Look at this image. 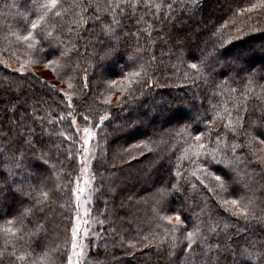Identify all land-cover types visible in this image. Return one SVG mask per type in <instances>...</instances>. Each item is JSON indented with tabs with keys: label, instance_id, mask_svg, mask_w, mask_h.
Here are the masks:
<instances>
[{
	"label": "trees",
	"instance_id": "obj_1",
	"mask_svg": "<svg viewBox=\"0 0 264 264\" xmlns=\"http://www.w3.org/2000/svg\"><path fill=\"white\" fill-rule=\"evenodd\" d=\"M161 2L173 5V10L163 16L156 8H151V13L157 17L155 23L152 22L153 15L144 9L136 13L135 20L123 22L127 27L121 26L120 31L114 29L115 36L102 35L99 28L95 30V36L82 33L83 39L75 46V54L70 52V59L60 62L70 67L67 71H58L30 56L24 46L16 47L12 43L15 37L7 36L9 31H20L25 11L32 15L27 7L31 0H0V137H3L0 139V153H3L0 156V184L5 179L17 181L12 193L0 196V252L4 253L0 264H9L7 255L14 250L12 243H5L6 229L13 227L5 221L12 220L18 212L31 209L41 190L52 194L43 206L46 210L42 220L47 222L46 229L31 238L25 235L15 246V255L20 257L27 253L25 264H60L62 254L65 257V233L70 230L69 220L75 212L74 196L66 185L71 179L74 186L79 173L77 162L67 159L70 144L74 145L73 152L79 148L81 153L78 132L67 114L69 111L77 114L76 125L94 128L95 125H86L79 115L85 109L92 113L96 124L100 122V115L111 113L110 118L96 128L99 147H96L95 163H91L90 171L96 176V181L92 180V189H100L99 181L102 180L103 191L95 195L91 189V200L89 206L87 204L92 225L86 239L87 264H194L193 255L183 251L186 245L170 249L163 229L158 230L152 212L158 199L156 193L163 185L171 187L170 166L181 175L189 174L185 169L190 168L188 157L192 155L189 149L192 141L185 143L186 134L178 135L184 125L190 124L192 129L207 136L209 130L205 123L219 113L220 127L212 130L216 134L211 135V141L219 140L221 147L225 142L243 145L246 143L243 134L233 139L224 134L223 125L229 112L235 116L236 107L247 102L248 123L252 125L247 131L258 134L257 123L260 124L259 131H264V122L258 121L264 112V12L257 8L251 13H240L241 9L259 4L260 0H196L195 4L192 0H150L152 5ZM164 11L168 12V9ZM140 17H144V22L137 24ZM129 32L131 37L126 40L123 34ZM68 39L65 35L64 40ZM177 42L182 45L180 49L173 46ZM13 52L15 57L11 55ZM202 52L217 73L215 79L220 87L215 90L205 89L203 79L187 67L189 62H196L193 58L200 57ZM178 53L186 54L183 63ZM208 53L213 54L216 63ZM151 57H155L148 69L153 81L151 88L137 86L130 95L125 92L117 103L116 97L128 87V80L123 77L138 72L139 66ZM233 60H236V66L246 69L239 76L226 63ZM21 64H26V71L7 67ZM85 73L90 89L83 87ZM250 73L253 75L249 78ZM129 79L136 78L129 76ZM110 81H116L115 85ZM69 84L76 87L71 93L74 97L71 109L62 96V91H69ZM231 89L238 91L232 93ZM97 93H100L99 100L94 102ZM202 95L208 97L203 100V106ZM105 98L111 99L112 103L101 107ZM194 99L195 104L192 103ZM13 103L22 105L15 116ZM25 108L27 119H24ZM61 116L64 117L62 121L58 119ZM16 120L21 121L19 126L13 123ZM53 120L55 124L48 123ZM146 123L150 126L141 131ZM61 132L74 139L65 141ZM20 135L24 137L21 141L23 160L17 171L16 161L9 162L7 158L18 145L13 144L7 151L5 145L19 139ZM201 143L216 147L208 139ZM256 147L261 146L257 144ZM21 152L16 155L20 156ZM219 155L232 159L230 152ZM192 159H195L194 155ZM221 167L223 165L214 164L212 170L219 174ZM10 170L14 175H10ZM191 171H195V167ZM232 171L238 177L232 185L234 194L225 196L209 192L193 179L195 187L189 185L181 195H172L169 208L173 211L182 209L189 222L194 214L203 210L201 219L209 221L211 217L210 222L219 226L221 239L239 232L242 241L264 243V220L257 219L264 217V165L257 166L249 150L244 148L237 154ZM206 183L209 187L215 186L210 180ZM20 184L25 192L32 190L31 198L15 192ZM241 197L245 198V203L249 199L252 201L248 221L232 215L231 212L236 211L233 206L228 205L231 211H225L221 206V199ZM36 218L28 217L33 221ZM99 221L104 222L103 230ZM28 227L32 229L33 226L29 224ZM16 264H19L18 260Z\"/></svg>",
	"mask_w": 264,
	"mask_h": 264
},
{
	"label": "snow or ice",
	"instance_id": "obj_2",
	"mask_svg": "<svg viewBox=\"0 0 264 264\" xmlns=\"http://www.w3.org/2000/svg\"><path fill=\"white\" fill-rule=\"evenodd\" d=\"M192 3L195 4L196 0H192ZM27 7L32 11V15H29L28 11H25L23 14L24 23L21 25L20 31H9L7 36L15 37V41L12 43L16 47L24 46L25 52L30 56L44 62L45 66L55 67L58 71H67L70 67L69 65L60 62L70 59V52L75 54V46L80 43L81 39H83V36L81 35L82 33H86L89 37L95 36V30L99 28L100 34H111L115 36L114 29L120 31L121 26L127 27L123 22L125 20H128L129 22L135 20L138 11L148 9L149 15H153L150 10L154 7L159 14L167 16L173 10V5L171 4L161 2L152 5L150 0H43V2H40V0H31V4L27 5ZM181 7L183 8L185 6L182 5ZM165 8L168 9V12L164 11ZM257 8L264 12V0H260L259 4L253 3L250 7L241 9L240 13H251ZM33 15L35 16L34 19L32 18ZM28 21H30V23H28ZM53 21H59L60 23L56 24L53 23ZM105 21H107V23H105ZM156 21L157 17L153 15L152 22L155 23ZM142 22H144V17H140V19L137 20V24ZM140 34V30L138 29L137 35L139 36ZM65 35L69 37L67 41L64 40ZM123 35L126 40L131 37L130 32ZM173 46L176 49L182 47L179 42L175 43ZM100 47H103V44H101ZM146 54L147 53L145 52V55ZM11 55L12 57H15L16 53L13 52ZM177 55L181 63H183L186 54L178 53ZM208 57L212 58L213 63L217 62L212 53H208ZM154 60L155 57H151L150 61L144 62L139 66L140 70L138 72H132L129 74V76L135 77V80L129 79V76L123 77L128 80V87L127 89L122 90L121 96L116 97L117 103L121 101L125 92L130 95L136 90L137 86L141 89L151 88L153 81L148 73V69L151 66V62ZM193 60L196 62H189L187 67L194 71L199 78L203 79L205 89L215 90L219 88L220 85L215 79L217 73L213 70L212 64L208 62L204 53L202 52L200 57H195ZM0 63H2V61H0ZM226 63L233 69V71H235L237 76H239L241 72L246 71V69L236 66V60ZM125 67H127V65H125ZM20 70H26V64H22ZM154 74L155 73H152V75ZM219 74L223 75L221 73ZM251 75H253V73L249 74V78ZM70 79H72V77H70ZM88 80L89 77L87 76V73H85V83L83 87L90 89ZM110 83L115 85L116 81H110ZM97 87H99V85H97ZM75 91L76 87L72 84H69V91H62L63 100L67 102L69 109L73 107L74 97L71 93H74ZM105 91H110V89H105ZM230 91L235 93L238 89H231ZM99 96L100 93H97L96 97H94V102L99 100ZM207 98V96L202 95L201 106H203V100ZM111 103V99L105 98L101 107L110 105ZM192 103L195 104V99ZM246 105L247 102H245L244 105L236 107L237 114L235 116L229 112L228 120L223 125L224 134L230 135L233 139L243 134V137L246 138V143L243 145L235 142L229 145L225 142L221 147V142L219 140L215 142L211 141V135L216 134L212 130L220 127L218 121L219 113L213 117L212 121L205 123V127L209 130L207 136L202 131L192 129L190 124L184 125L180 129L178 135L186 134L185 143L192 141V144L189 145V149L192 150V155L195 156L194 160L192 159V155L188 157L191 164L190 168L185 169V171L189 174L181 175L180 171H176L170 166L169 174L171 180L169 183L171 184V187L163 185L156 193L158 199L156 200L152 212L153 220L158 223V230L160 228L163 229L165 237H168L167 243L170 249L175 250L181 245H186V247H183V251L185 254L191 253L193 255L194 264H264V243L257 244L256 242L248 240L242 241L240 239L241 233L239 232L233 235H228L226 239H221L218 224L211 223V217H209V221L201 219L203 216V210L198 215L194 214V218L189 222V217L185 215L182 209L173 211L169 208V201L172 195H181L183 189L187 188L189 185L195 187L192 183L193 179L198 180L199 184L206 187L209 192H216L218 195L223 193L225 196L234 194L235 189L232 185L237 182L238 177L235 172L232 171L233 164L236 161L237 154L242 152L244 148L249 150L250 155L256 160L257 166L264 165V131H259V123L256 124L258 134L254 135L251 131H247L252 125L248 123V109ZM21 106L22 105L16 103L12 104L14 116L16 115V110ZM205 111L207 112V109ZM213 111H215V107L213 108ZM67 115L71 119L72 125L76 126L77 114L69 111ZM79 115H82L83 121L86 125L92 124L98 129L103 122L110 118L111 113L106 112L105 114L100 115V124L95 123V119L88 109H85V112L79 113ZM27 116V108H25L24 119H27ZM58 119L62 121L64 117L61 116ZM258 121L264 122V112L258 117ZM13 123L19 126L21 121L16 120L13 121ZM32 123L35 125L36 120L33 119ZM48 123L55 124L56 121H48ZM189 129H191V131H188ZM77 132H79L78 127ZM192 132H196V135L193 136ZM9 134H11V130H9ZM28 134H32L31 130L28 131ZM83 134L80 145V147L83 148V154L80 153L79 148L73 152L74 145L70 144L67 159L70 161H76L78 165H84L81 171L86 173L89 171V160L87 157L92 154L93 151L89 147V143L91 139L98 136L99 133L93 132L90 127H84ZM60 135L65 141L74 139V137H69L64 132H61ZM0 139H3V137H0ZM23 139V135H20L19 139L11 140L5 145V151H7L13 144L18 145V147L12 149L10 157L7 158L9 162L16 161L15 169L17 171L20 170L23 160V154L21 152V149L24 147L21 143ZM205 139H208L210 143H215L216 147H209L208 144L201 143V141ZM28 143L31 145V141ZM257 144L261 147L257 148ZM141 145H143V142H141ZM139 146L140 145L136 147ZM97 147H99V145H97ZM17 152H21V155L17 156ZM221 152H230L232 159H225L224 156L219 155ZM0 156H3V153H0ZM44 162L47 163V161ZM92 163H95V158ZM214 164L223 165L219 170V174L217 171L212 170ZM69 166L71 167V165ZM192 167H195V171H191ZM10 175H14L11 170ZM92 180L94 182L96 181L95 174H93ZM209 180L215 185L214 187L208 186L206 181ZM99 183H101L100 189H95L94 187L92 189L95 195H99L100 192L103 191V181L101 180ZM16 184L17 181L15 179H5V182L0 184V196L5 195V193H12L13 185ZM46 186L47 185L45 184L44 187ZM66 187L76 198V205L74 207L77 215L71 217L69 220L71 228L70 230H66L64 241L65 246L63 249L66 258L62 254L60 264H87L84 251L86 245L84 241L88 238L89 233L85 231L82 235L79 230V200L81 198L79 194L84 192V188L80 187L78 182L76 186L73 187L71 179H69V183ZM31 191L32 190L25 192L23 184H20L15 189V192L25 198H31ZM51 195L50 192L39 191L36 203L31 209H25L23 212H18L12 220L5 221L6 224L13 225V227L6 229L8 237L6 238L5 243H12L14 246L13 252L8 253L7 255L9 264H16L17 260L19 261V264H25L28 254L25 253L23 256L16 257L15 246L19 245L21 241L24 240L25 235L31 238L39 235L46 229L47 222L42 220L43 212L46 210L43 206L48 200H50ZM244 200V197H241L240 199H221V206L224 207L225 211H231L228 205L233 206V208H236V211L231 212V214L248 221L251 218L249 208L252 201L249 199L248 203H245ZM21 204H23L22 200ZM37 209H39V212L36 211ZM169 212H172V214L169 215ZM29 216H36L37 218L33 221L28 219ZM26 219L27 223L25 222ZM257 219L264 220V217H259ZM29 224H32V229H29ZM16 225L19 227H15ZM98 225L103 230L104 222L99 221ZM244 230H246V228ZM226 231H228L227 228ZM28 246L31 247V244ZM160 246L163 247V243H161ZM169 255H171V252H169ZM3 257L4 253L0 252V258Z\"/></svg>",
	"mask_w": 264,
	"mask_h": 264
},
{
	"label": "rangeland",
	"instance_id": "obj_3",
	"mask_svg": "<svg viewBox=\"0 0 264 264\" xmlns=\"http://www.w3.org/2000/svg\"><path fill=\"white\" fill-rule=\"evenodd\" d=\"M22 65V64H21ZM21 65H16V66H7L9 69H12V70H15V71H20V72H23L20 70L21 68ZM26 70H27V66H26ZM24 70V71H26ZM45 70V69H44ZM46 72V75L50 76V74ZM187 112H190L189 110ZM100 124V122H99ZM150 125L148 123H146V126L144 125L141 129L144 130L146 129L147 127H149ZM77 127L79 128V132H78V137H79V142H80V145H81V140L83 138V128L82 126H78L76 125L75 128L77 130ZM91 130L93 132H96V127L92 128L90 127ZM89 147L93 150L92 151V154L88 155L87 159L89 160V171L88 172H82L81 169L84 167V165L80 164L79 165V173H78V176L76 177L75 179V182H74V186H76L77 182L79 183L80 187H83L84 188V192L79 194L80 195V200H79V220H80V225H79V230L81 232V234L83 235V233L85 231H87L88 233L91 232V218L89 217V207H87V204L89 206V203H90V198H91V189H92V174H91V163H92V160L94 158V155H95V152H96V147H97V144H96V136L93 137L89 143ZM81 154H83V148H81ZM74 206L76 205V198L74 196ZM75 208V207H74ZM77 215V212H76V209H75V212L73 213V216L72 217H75ZM71 228V226H70ZM95 233V232H93ZM86 247H85V250L86 251V248H87V243H86V239L84 241ZM65 258H66V255H65Z\"/></svg>",
	"mask_w": 264,
	"mask_h": 264
}]
</instances>
